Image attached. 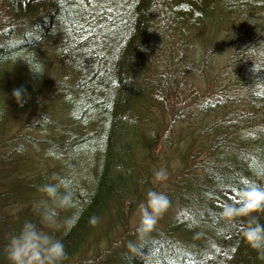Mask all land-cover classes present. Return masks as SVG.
Wrapping results in <instances>:
<instances>
[{
	"label": "trees",
	"instance_id": "1",
	"mask_svg": "<svg viewBox=\"0 0 264 264\" xmlns=\"http://www.w3.org/2000/svg\"><path fill=\"white\" fill-rule=\"evenodd\" d=\"M53 174L64 264H264L219 216L264 186V0H0V264L25 220L49 230ZM149 190L171 205L141 238Z\"/></svg>",
	"mask_w": 264,
	"mask_h": 264
},
{
	"label": "clouds",
	"instance_id": "2",
	"mask_svg": "<svg viewBox=\"0 0 264 264\" xmlns=\"http://www.w3.org/2000/svg\"><path fill=\"white\" fill-rule=\"evenodd\" d=\"M13 96L22 106L26 98L24 89H14ZM167 175V170L163 167L154 173L157 181L165 180ZM50 180L55 182L44 183L38 189L46 199L42 198L34 204L40 214L41 223L49 230L38 227L32 220H25L4 247L3 251L9 264H64L68 258L64 243L54 235L61 225L48 209L50 205L62 209L73 207L74 191L64 177L53 174ZM235 191L234 202L226 203L219 216L229 224L247 218L246 222L241 224L242 239L250 248L264 256V223L260 222L258 215H254L264 213V186L246 182ZM170 205L171 201L166 193L155 190L147 192L146 203L139 205L140 224L137 231L141 238L153 230ZM97 222L98 218L93 217L91 223ZM129 247L137 250L134 243L130 242Z\"/></svg>",
	"mask_w": 264,
	"mask_h": 264
},
{
	"label": "rangeland",
	"instance_id": "3",
	"mask_svg": "<svg viewBox=\"0 0 264 264\" xmlns=\"http://www.w3.org/2000/svg\"><path fill=\"white\" fill-rule=\"evenodd\" d=\"M200 80H201V81H200V85H201V87H202V88L205 87L206 83L203 81L204 79L202 80V78H201ZM165 182H166V180L160 181L159 186L165 184ZM132 216H136V217L140 218V212H139V210L137 211V213L134 212V213L132 214Z\"/></svg>",
	"mask_w": 264,
	"mask_h": 264
},
{
	"label": "bare ground",
	"instance_id": "4",
	"mask_svg": "<svg viewBox=\"0 0 264 264\" xmlns=\"http://www.w3.org/2000/svg\"><path fill=\"white\" fill-rule=\"evenodd\" d=\"M178 55V54H177Z\"/></svg>",
	"mask_w": 264,
	"mask_h": 264
}]
</instances>
